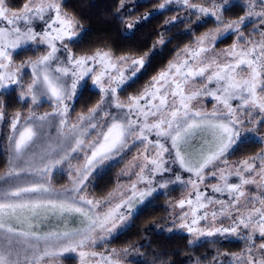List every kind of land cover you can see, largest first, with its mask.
I'll list each match as a JSON object with an SVG mask.
<instances>
[{"label": "snow or ice", "instance_id": "6c2138e0", "mask_svg": "<svg viewBox=\"0 0 264 264\" xmlns=\"http://www.w3.org/2000/svg\"><path fill=\"white\" fill-rule=\"evenodd\" d=\"M126 3L119 0L115 17L122 23ZM171 4L214 28L122 99L147 71L156 44L143 54L112 47L78 54L88 30L65 10V0H25L19 7L0 0V124L8 129L0 132L7 156L0 172V264H141L133 258L142 255L140 246L109 250L110 241L155 193L177 186L186 195L169 201L170 219L154 225L166 239L182 233L189 249L242 240L240 252L217 249L213 264H264V150L228 163L264 127V0H161L154 12ZM234 8L243 15L225 22ZM153 15L126 29L134 36ZM226 40L232 43L217 51ZM157 43L166 44L163 33ZM25 53L31 56L16 66L15 57ZM85 91L99 100L73 119ZM9 98L27 114L18 109L9 116ZM44 105L50 110L39 114ZM134 151L121 171L130 186L92 197L91 181ZM65 173L68 182L58 188L55 177Z\"/></svg>", "mask_w": 264, "mask_h": 264}, {"label": "trees", "instance_id": "16d2710c", "mask_svg": "<svg viewBox=\"0 0 264 264\" xmlns=\"http://www.w3.org/2000/svg\"><path fill=\"white\" fill-rule=\"evenodd\" d=\"M128 0L123 10V15L127 19L122 23L115 17L118 15L117 8L119 0H65V10L69 13H75L82 21L84 29L88 30L84 38V43L76 49L77 53L98 47H112L118 53L135 49L139 54L149 51L153 44H156V54L151 59V64L147 71L139 78V80L121 97L126 98L146 84L153 75L164 69L167 62L173 58L176 51L190 43L200 34L209 29L214 28V22L210 21L206 24H200L196 17L183 16L180 7H168L162 13H155V8L159 5L160 0H138L132 3ZM16 6H22L25 0H14ZM195 3H204L205 0H194ZM136 4L135 7L133 5ZM131 9V11H129ZM153 12L154 15L148 20H142V23L134 29V36L131 32L126 33V23L135 18H142L145 13ZM243 15L241 8H234L225 15V22L232 19H238ZM176 18V20H174ZM165 21H172L171 25L165 24ZM171 29L170 31L168 29ZM195 29V35L187 32V29ZM247 31L249 29H246ZM161 33L164 35L166 44L161 46L157 42ZM131 38H125L129 37ZM170 41V42H167ZM232 40H226L222 45L229 44ZM38 54V53H37ZM31 53L17 55L15 62L20 63L28 59ZM31 58H34L32 56ZM30 80V76L25 77V83ZM18 94V93H17ZM14 98L8 100V115L11 116L14 111L20 109L19 105L13 103ZM99 100V95L89 91H85L75 104L73 114L86 111ZM44 105L38 110L46 109ZM24 113L27 109H20ZM3 125V124H2ZM3 134L8 132L7 126L3 125ZM257 141H247L242 145L235 154L234 158H242L244 156L253 155L258 149ZM7 158L2 149H0V172L4 170ZM113 173H103L101 178L94 180V187L98 190L100 196H104L110 192L113 186ZM168 195H157L147 205L142 206L139 214L131 221L130 227L127 228L118 238L110 241V246L123 248L129 245L140 246V253L136 260L141 264H152L153 256L157 257V264H192L197 257H200L204 264H213V257L219 252H240L243 248L241 241L230 240L224 242V246L219 244H205L203 247L195 246L189 249L187 240L182 238V233H174L171 238L166 239L167 233L161 234L154 225L158 222L168 220V208L164 204ZM69 263L73 260H67ZM74 264V263H72Z\"/></svg>", "mask_w": 264, "mask_h": 264}, {"label": "rangeland", "instance_id": "374dc122", "mask_svg": "<svg viewBox=\"0 0 264 264\" xmlns=\"http://www.w3.org/2000/svg\"><path fill=\"white\" fill-rule=\"evenodd\" d=\"M138 0H132L131 2L132 3H134V2H137ZM160 2H161V0H160ZM159 2V3H160ZM197 4H201V3H197ZM158 7V6H157ZM156 7V8H157ZM168 7H180L181 9H182V14L181 15H183V16H187L188 17V13H187V11L186 10H184L183 9V7L182 6H178V5H176V4H171V5H169ZM155 8V9H156ZM257 10H259V9H257ZM137 19H140V18H135V19H132V20H129L127 23H131V22H133V21H135V20H137ZM126 23V24H127ZM141 23H142V20H141ZM140 23V24H141ZM140 24H138L137 26H139ZM136 26V27H137ZM261 27H264V25H260ZM213 29V28H212ZM247 29H249L248 31L247 30H245V34L247 35V33H249V32H251L252 31V25L250 24L249 25V27L247 28ZM210 30V29H209ZM209 30H207V31H209ZM126 33H130V31H128V30H126L125 31ZM203 34V33H202ZM202 34H200V35H202ZM254 38H256V39H259V37L257 36V37H254ZM195 39V38H194ZM232 43V41L229 43V44H225L224 46L222 45V44H220L219 46H218V49H217V51H219V50H221V49H223V48H225V47H227V46H229L230 44ZM189 44V43H188ZM187 44V45H188ZM185 46H183L181 49H179L178 51H180V50H182L183 48H184ZM178 51H176V54H177V52ZM176 54L173 56V58L172 59H170L169 61H172V60H174L175 58H176ZM37 55H39V53L37 54ZM35 58V57H34ZM169 62H167V64H168ZM15 64H16V66H19V64L20 63H16L15 62ZM166 64V65H167ZM165 68V67H164ZM29 76H30V73H29ZM150 81V80H149ZM148 81V82H149ZM29 82V81H28ZM147 82V83H148ZM146 83V84H147ZM91 84V81L89 80V85ZM146 84H144L141 88H139V89H137L135 92H133L132 94H136V93H138V92H140L143 88H144V86L146 85ZM131 95V94H130ZM124 99V98H123ZM212 101H207L206 102V104H205V107L208 109V110H211V107H212ZM50 109L47 107L46 109H43V110H38V113L39 114H43L44 112H46V111H49ZM27 114V112H25V115ZM79 113H77V114H73L72 113V116H73V119H75V117L78 115ZM245 119H247V117L245 118ZM2 127H3V125L2 124H0V132H2L3 133V129H2ZM250 127H252V125H250ZM255 136H256V138H257V140L260 138V137H264V127H259V129H258V131L255 133ZM153 139H154V137H153ZM257 140H255V141H257ZM250 141H253V140H250ZM247 142V141H246ZM262 150H264V144H259L258 145V149H257V151L253 154V155H255L256 153H258V152H261ZM132 155H135V151L133 152V153H131L129 156H128V158L126 159V160H123V161H119V162H113L112 164H111V166H109V167H107V169L105 170V172L104 173H107V172H109L110 171V169H112L113 171H114V173H113V186H112V189L110 190V192L111 191H113V190H115V189H117L118 187L120 188V190H125V189H127L129 186H130V182H129V177L128 176H123V175H121V171L126 167V165H127V163H128V161L131 159V157H132ZM253 155H248V156H244V157H242V158H234V156L233 155H231L230 157H229V160H228V163L229 164H234V163H239L241 160H243V159H247L248 157H250V156H253ZM6 156V155H5ZM6 158H7V156H6ZM73 163H75V161L73 162ZM102 176V175H101ZM185 176H187V174H185ZM133 179H135V177H133ZM94 180H96V179H93L92 181H91V183H90V185H89V188H88V192L90 193V195L92 196V197H94V198H96V199H102L103 197H105L106 195H104V196H100V194H98V190L93 186L94 185ZM67 182H68V176H67V174L65 173L64 175H56V177H55V184H56V186L59 188V187H62V186H64V185H66L67 184ZM212 183H215L216 181L215 180H212L211 181ZM140 187H145V185H140ZM249 187H252L253 188V190H254V186H249ZM203 188H204V186L202 185L201 186V190H203ZM208 191L210 192L211 191V189H210V185H209V188H208ZM168 195V198H167V201H165L164 202V204L167 206V208H168V214H167V219H170V217H169V212L172 210L171 208H169L168 207V204H169V201H175V200H177V199H179V198H181L183 195H186V193L185 192H182V190H181V186H177L176 187V189L173 191V190H168L167 192H165L164 190H161L160 192H158V193H155L154 194V196L152 197V198H150V202L153 200V198L154 197H156L157 195ZM232 240H234L235 241V239H232ZM241 242L243 243L242 244V246H243V248H244V241H242L241 240ZM111 248H116V249H122V248H117V247H113V246H110V244H109V250L111 249ZM100 251H104V249L103 248H101V249H99ZM137 256H135V257H133L134 259L136 258ZM72 263H74V264H76V261L75 260H73L72 262H68L67 260L64 262V264H72ZM58 264H59V262H58ZM212 264V263H211Z\"/></svg>", "mask_w": 264, "mask_h": 264}]
</instances>
